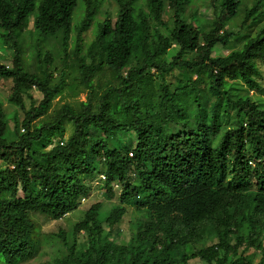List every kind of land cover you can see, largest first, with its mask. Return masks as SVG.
<instances>
[{"label": "trees", "instance_id": "16d2710c", "mask_svg": "<svg viewBox=\"0 0 264 264\" xmlns=\"http://www.w3.org/2000/svg\"><path fill=\"white\" fill-rule=\"evenodd\" d=\"M140 1L115 0L114 21L102 0H0V36L14 53L0 79L13 80L8 100L24 113L9 141L0 101V263L35 259L44 242L33 215L59 220L77 210L91 192L85 178L100 172L118 204L103 219L97 201L73 233H52L65 249L54 264H264V104L250 93L264 91V0L238 29L229 23L242 0H210L212 17L199 27L187 14L193 0ZM32 15L37 71L22 41ZM248 28L241 48L212 56ZM58 35L62 68L42 50ZM67 89L86 99L55 107ZM121 133H135V145L117 141ZM130 207L143 214L124 243L115 230ZM208 233L218 241L197 246ZM241 247L259 260L238 255Z\"/></svg>", "mask_w": 264, "mask_h": 264}, {"label": "rangeland", "instance_id": "374dc122", "mask_svg": "<svg viewBox=\"0 0 264 264\" xmlns=\"http://www.w3.org/2000/svg\"><path fill=\"white\" fill-rule=\"evenodd\" d=\"M39 0H37L38 5ZM256 3V0H242V5L239 8L238 14L234 19L229 23V28L238 29L243 22L246 11L252 8ZM140 4L146 5L145 0H141ZM118 4L115 0H102V12L108 13L115 21L117 12H118ZM84 7L81 6L77 10L73 24L76 25L84 15ZM189 21L194 22V24L199 27L200 24L206 22L207 19L212 17V11L210 9V0H193V5L187 11ZM34 15H32V19L30 20L28 28L22 34V41L25 48L26 54V62L32 71H37L38 60L36 57L37 50L36 44L38 43V35L34 29ZM103 18V16L101 17ZM166 18H168V12H166ZM264 24V22L262 23ZM261 24V25H262ZM257 28V27H256ZM96 28L93 27L90 31H88L85 35V49L89 42L95 37ZM2 29H0V33H4ZM251 31L250 29H245L240 35L234 36L231 40V43L228 46H223L221 44H217L213 51V57H221L228 55L231 51L239 49L242 47L244 42L250 37ZM42 50L44 52H50L52 55L53 67L62 68L66 55L62 50L61 45V35L49 37L44 41L42 46ZM13 51L7 48L4 45V41L0 36V63L6 64L7 66H12L13 59ZM68 64L73 63V55L69 54ZM258 67L260 70V75L257 76V80L259 83L264 86V61H258ZM173 74L181 77L182 74L178 71H173ZM58 78L59 79V74ZM68 80V82H70ZM13 80L11 78H1L0 79V101L4 103V107L7 110V138L9 141H14L18 138V135L21 131V121L24 117L23 110L20 107H17L11 103H9V96L12 94V86ZM31 93L36 100L37 103L42 99V93L36 88L31 90ZM253 94L254 99L260 103L264 104V91H250ZM86 99V92L78 90L67 89L64 94L59 96L55 101V107L62 105L65 102L76 103L80 100ZM26 106H30V101L26 99ZM70 124L67 125L68 131L66 133V137L70 134ZM137 136L135 133H131L127 135L125 133H121L117 141H121L125 145H128L129 142H132V145H135ZM0 166L5 167V164L0 162ZM103 175L99 172L93 176L86 177L85 181L87 185L90 187V195L83 198L81 200V204L77 210L70 212L67 216L59 220H53L46 215L35 214L33 215L36 220L39 230L41 231V240L43 246L40 250L39 255L26 263L23 264H54L57 258H62L65 252V249L62 247L61 243L57 238H54L51 234L57 233L59 230L63 229L68 234L73 233L74 225L83 219L86 210L95 202L102 201V211L101 216L104 219L112 210V208L118 204V199L116 197L109 198L106 194V189L104 187ZM250 188H255L254 183L251 184ZM143 213L137 212L134 208L130 207L127 213L124 215L120 223L117 225L115 230L116 234H119L120 242H128L132 236V234L136 231L137 227V219L138 217H142ZM260 228V227H258ZM114 233L113 236L116 234ZM246 233V231H245ZM264 234V233H263ZM112 236V237H113ZM235 237V236H233ZM218 241V238H213L212 236L206 234L205 241H201L197 246H202L204 244L211 245ZM194 247L188 245L186 250L188 253L194 251ZM243 254L249 260L258 261L260 254L259 251L251 248L248 250H244L243 247L239 249L238 255ZM3 264V263H0ZM183 264V263H177ZM187 264H209L201 259H191Z\"/></svg>", "mask_w": 264, "mask_h": 264}, {"label": "built area", "instance_id": "2783aa9c", "mask_svg": "<svg viewBox=\"0 0 264 264\" xmlns=\"http://www.w3.org/2000/svg\"><path fill=\"white\" fill-rule=\"evenodd\" d=\"M103 177L105 178V176L103 175Z\"/></svg>", "mask_w": 264, "mask_h": 264}]
</instances>
